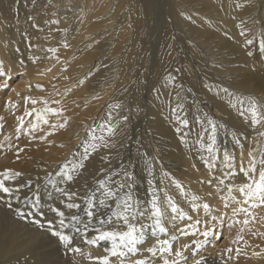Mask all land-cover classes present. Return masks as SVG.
Returning a JSON list of instances; mask_svg holds the SVG:
<instances>
[{
  "label": "bare ground",
  "instance_id": "6f19581e",
  "mask_svg": "<svg viewBox=\"0 0 264 264\" xmlns=\"http://www.w3.org/2000/svg\"><path fill=\"white\" fill-rule=\"evenodd\" d=\"M156 1L81 0L80 3V0H0V64L6 74L0 76V172L10 169L21 173L10 182L16 189L27 180L43 179L44 175H51L60 181L59 173L67 167L72 168L71 161L87 147L83 153L85 164L78 172L79 176L63 182V192L69 189L70 193L75 194L86 190V181H90V177L103 175L109 167L113 169L111 174L116 172L120 185H123L112 196L116 200L113 213L93 234L95 244L74 255L76 260L63 261L43 251L45 244L42 242L44 236L40 224L34 226L29 221L24 224V219L18 221L20 224L8 220L15 227L14 231H10L5 206L11 198L2 200L7 195L0 192V264H98L97 258L103 257H108L110 264H134L138 260L146 264H164L165 260L169 264H264V222L251 226L249 242L246 243L235 233L234 236L230 235L231 239L225 237V247L216 249L224 234V230L221 232V214L225 213L222 206L219 215L204 228V233L208 232L209 235L200 234L205 221H197L201 213L199 204L206 201L210 212H217L221 207L222 193H225V197L230 195V202L226 200L230 204L241 194L239 187L250 183V180L241 171L243 160L240 159L239 167H230L221 157L217 158V162L211 158L212 151L209 149L213 146L206 148L202 145L206 149L189 152L190 143L186 144V134L180 132L184 121L174 108L177 97L169 94L175 75L179 74L180 63L174 50L173 34H170L171 26L154 14ZM193 1H180L186 13L176 18L179 26L196 23L200 9L190 7ZM201 3L198 6H202V10L210 9L212 13L207 12L210 16L203 18L201 24L208 30L199 32L202 33L200 35L204 38L225 31L223 37H218L219 43L242 54L241 71H237L231 79L235 78L233 83L236 87H246L244 80H241L242 71L252 66L255 50L245 42L244 33L258 29L259 20H264V10L258 6V0H202ZM215 14L219 17L216 20L212 17ZM249 15H255L259 20L238 23ZM218 22L221 27L215 25ZM139 67L145 71L140 70L144 80L139 81L137 88L132 90L129 82L137 77ZM201 70L210 78L206 82V91L209 92L215 80L205 67L202 66ZM5 84L7 87H3ZM119 89L122 91L120 100H124L126 95H133L134 102L140 106L139 113L131 122L123 115L131 104L114 106ZM145 91L147 101L141 105L137 94L141 95ZM204 96L217 99L220 113L232 115L235 123H253L248 107L231 105L226 94ZM26 97H31L37 103L33 105L25 100ZM8 101H12V105H8ZM49 108L58 113H63V109L74 112L78 108L82 111L57 131L52 141L53 152L42 154L39 151L29 161H23V153L31 145H42L49 140V137L36 136L33 132L34 126L43 124L42 120L37 119V113L51 120L61 115H53L47 111ZM257 110L260 113L261 109L257 107ZM28 112L32 115H27ZM57 121H62V118ZM221 122L217 117L210 125L220 126ZM135 123H144L146 127L145 131L142 130L143 140L134 149L132 162H128L129 167L134 169L130 165L135 164V159H140L137 160L139 169H135L138 176L133 178L130 174H124L125 178L122 173L115 171V153L117 147L124 143L120 141L123 134L120 128H129ZM109 127L114 129L111 135L107 131ZM151 134L156 137L152 138ZM175 134L181 135V138H176ZM190 135L196 138V133L191 132ZM80 138L81 145L75 146L62 160L60 156L66 154L72 143ZM200 143L198 141L197 144ZM170 145L172 150L173 145L178 150L176 166L169 162L174 153L172 150L169 152ZM139 146L143 150L141 155L137 153ZM157 146L161 155L149 163L151 151ZM37 157H41L42 162ZM216 167L218 170L215 174ZM255 168V173L250 168L246 169L252 178L258 180L264 165H258L255 161ZM149 188L155 190L153 198L144 195ZM129 197L132 209L128 223L141 236L135 246L138 251L128 252L124 249L127 253L124 257L112 256L111 242L99 240L98 237L101 232L127 231V225L117 218V214L121 212L124 200ZM257 201L255 199L250 203ZM194 204L195 209L191 207ZM156 208L160 211L159 217L155 214ZM157 219L160 221L159 226L156 224ZM161 226L166 232L159 230ZM212 235L210 242L208 238ZM164 240L169 241L170 251H160L165 246L159 242ZM96 243L103 244L97 247ZM76 244L78 248L84 247L80 239ZM152 247L157 249L156 256L148 251Z\"/></svg>",
  "mask_w": 264,
  "mask_h": 264
},
{
  "label": "rangeland",
  "instance_id": "374dc122",
  "mask_svg": "<svg viewBox=\"0 0 264 264\" xmlns=\"http://www.w3.org/2000/svg\"><path fill=\"white\" fill-rule=\"evenodd\" d=\"M180 1L181 0H157L154 5V14H156L161 19H165L166 23L171 26L170 34H173L172 39H174V50L180 66L178 68L179 74L175 75V79L172 82L169 94L171 97H177L175 100L176 104H174V108L175 111L179 113L180 118L184 121L180 132L181 134H186V144L190 143L189 152L195 153L198 150L201 151L206 149L208 146H213L211 158H214L216 162L219 161L217 158L221 157V159H224V161L230 164V167H239L241 165V160H243L241 171H243L242 169L250 168L253 161H256L259 165L260 161L264 159V135H261L262 133H264V119H261L260 123L258 124L246 123L248 124L246 125L242 122L235 123L232 119V115L229 116L228 114L224 115L220 113L219 107L217 106L216 102L218 101L217 99L214 100L209 98L208 96L206 98V96L204 95L222 93L226 94L227 100L232 103L231 105H235V107L249 108L251 104L256 103L255 105L259 109H264V51L260 50L261 42H264V20L257 19L255 15H249L241 18L238 21V23H240L242 21L253 22L255 19L259 20V26L257 30H251L250 33H244L245 42L248 43V41H252L251 46L252 49L255 50V52L252 66L249 69L242 71L241 80H244L243 83L246 87L239 88L236 87L233 83V80L235 78L231 79V77H235L237 71H241L239 68L242 63V54L234 52L235 50H232V48H229V46L225 48L222 44L219 43L218 37H223L225 31H221L219 35H210L204 38L200 35L203 33L202 31L206 32L208 30V27L201 24V22L204 21L203 18L209 17V13H212L210 9L202 10L200 8L202 6H198L203 4L201 3L202 0H194L190 5V7H192L193 9H200L198 18L195 21L196 23L191 22L186 27H182L176 24V18L180 15H184L183 13H186L185 8H181L182 6L180 4ZM193 6H195V8ZM258 6H261L264 10V0H258ZM212 17L214 18V20H216L215 18H219L216 14ZM112 23L113 22H111V24ZM115 24L117 25V22ZM145 24L147 25L146 21ZM215 25L221 27L219 22ZM202 66L207 69V71L212 75L211 77H213L215 80V82L212 84V90H209V92L206 91V82L210 80V78L202 72ZM137 69V77L135 79L132 78V80L129 82L132 90H135L137 88L139 81L144 80V78H142L143 76H140V70L142 72L145 71L142 70L141 67ZM146 85L147 82L145 83V87ZM225 89L227 91H225ZM116 93L117 95L114 106H119L121 104H131V106H129L127 110L123 112L126 120L128 122H131L134 116L139 113L140 106L136 102H134L135 98L133 95H126L124 100H120V94L122 93L121 89L117 90ZM203 93L205 94L203 95ZM137 98L141 100V105H145L144 103L147 101L146 91L141 95L137 94ZM260 99L262 100V102ZM241 101H243V104H241ZM146 105L148 104L146 103ZM143 108L146 109V106H143ZM261 110L260 114L262 117H264V112H261ZM81 111L82 110L78 108L75 109L74 112H69L63 109V113L58 117V119L62 118V121L58 122V119H47L49 121L48 124L43 123L42 125L33 129V132L36 136H46L49 137V140H47L45 144L42 145H31L27 150L24 151L22 160L29 161L31 158L35 157V154L39 151H41L42 154H49L53 152L54 146L52 145V141L57 131L62 128L61 125H66L68 121L76 118L77 114H79ZM214 113L216 114V116L214 115ZM217 117L221 119L222 122L220 126L214 125L215 132L213 133V126L210 125V122L216 121ZM139 124L141 126H139ZM53 125L55 127H53ZM122 125L124 126V124H121V126ZM124 128H120L121 133H123L120 136V138H122L120 141L124 143L118 146L116 149L115 161L117 162L115 171H119L123 175L130 174V177L135 178L136 176H138V171L135 169H139V163L137 162V160L140 159H135V164L130 165L134 169H131L129 167L128 162H132L134 149L139 144L140 140H143L142 130L145 131L146 127L144 123H135V125H132L129 128ZM191 132L196 133V138L200 139L198 141L202 143L197 144L198 141L195 140L196 138L194 139V137H191ZM175 136L176 138H181V135L179 134H175ZM151 137H156V135L151 134ZM80 141L81 138L72 143V147L67 150V153L60 156L61 159L64 160L75 146L81 145L79 143ZM88 141L89 135L87 137V143ZM202 145H205L206 148H202ZM159 146L152 149L149 163L160 157L161 154L158 150ZM169 147V152H171L172 146L170 145ZM86 150L87 147L71 161V165H73L72 168L67 167L65 170L59 173L60 181L53 179L51 175H44L43 179L38 178L36 181L35 179H33L21 183V187H17L18 190L15 188V186H11L10 182L6 181V186L12 188L13 192L11 196L8 197L7 195L5 196V199L4 197L2 198V200L11 198L8 203L6 202L7 204L5 206L7 208V210L5 209V214L7 216V223L10 227V231H14L15 227L11 226L9 222H18L20 219H24V224L25 221H29V223L31 222L30 224L34 226H38L40 224V230H42L44 236L42 238L44 241L42 242H44L45 244V248L43 251H45V253L50 255L52 258H57L60 261H63L65 259L76 260V256L74 255H77L79 252L83 251L84 248L93 246L95 244V242L93 241L95 240L92 239V237L93 234H95V230L106 223L107 219L110 217V214L113 213L115 209V198H113L112 196H107L106 193L109 189H111L113 192L117 191V189L120 187V183L118 181L116 172L115 174H111V170L113 169L110 167L107 168L106 172L103 175L90 177V181H86L88 186L85 188L87 189L80 192H74L75 194L73 195L72 201H67L66 198L62 195V193L70 192L69 189L63 192V188L65 187L63 182L70 181V179H74V177L77 178L79 176L78 172L85 164V161L83 160V153ZM141 152L143 153V150L139 146L137 148L138 155H141ZM172 152L174 153L173 156L170 157L169 162H171V164L173 165L175 164L176 166L178 165V150L175 145H173ZM124 154L126 155L124 156L125 158H123ZM126 157L128 158V161ZM37 159L41 160V157H37ZM60 162L61 161H59L58 163ZM140 168L142 170L144 169L142 166H140ZM217 170L218 167L215 168L214 172H217ZM243 176H246L247 178L251 177V175H245V173L243 174ZM125 178L127 177L125 176ZM58 186H61L62 188H58ZM16 190H20L21 193L25 194V196L20 192H17ZM15 191L18 193V195L21 194V198ZM154 192L155 190L153 188H149L144 193V195L148 198L149 195H151V198H153ZM222 194L223 197L220 201L222 202L221 207L217 212H210L211 208L209 206V203H207L206 201H202L199 204V210L201 213L199 212L200 215L197 216V221H205L204 225L201 228V234L204 233L205 226L209 225V222H211L212 219L216 218L219 215L220 211L222 210V206L225 208V213L223 212V214H221L223 215V221L221 223L223 228L221 232H223L224 230V234L219 239L220 241L218 242L220 245H218L216 249L221 246L225 247V237L231 239L230 235L234 236L235 233L241 236V238L244 239L246 243L249 242L251 240V226L254 223L264 222V203H261L258 200L257 202L253 203L254 205H256V207L253 206V204L250 202L248 204H244L243 201L245 197L240 194L238 199L235 198V200L229 204L226 200L228 199L229 201L230 195L228 197H225V193ZM181 195L182 194L180 193V196ZM12 196H15L13 202ZM18 197L20 199H18ZM9 202L11 203V207L8 206ZM69 202L77 203L80 205V207L78 209H68L66 207V204ZM204 205H208V208L205 209ZM191 207L195 209V204L194 207ZM19 208H21L20 211ZM242 208L246 209L247 211H240V209ZM54 209H58L59 211L64 212V219L66 220L68 227L62 229L59 226V220L61 219V217L58 216L57 212L54 211ZM89 212H92L93 215L89 216ZM20 213H23V216H19ZM24 216L26 217L24 218ZM38 216L40 218H38ZM73 216L76 217L75 221L71 220V217ZM101 220H103L104 223H101ZM244 221H247V223H244ZM49 222H51L52 224L51 229L49 227ZM18 226L21 227L20 225ZM46 227H48L49 229ZM53 230L62 231L65 234L69 235L71 243L65 245L59 240L58 236L52 234ZM212 238L213 235L209 237L208 240L211 242ZM78 239L81 240V243H83L82 245L84 247L79 248L81 251L76 252L73 251V249L78 248V244H76ZM105 242L108 241L106 240ZM246 243L244 246L247 245ZM96 244L98 245L97 247H99L103 243ZM75 262L76 261L72 263Z\"/></svg>",
  "mask_w": 264,
  "mask_h": 264
},
{
  "label": "snow or ice",
  "instance_id": "6c2138e0",
  "mask_svg": "<svg viewBox=\"0 0 264 264\" xmlns=\"http://www.w3.org/2000/svg\"><path fill=\"white\" fill-rule=\"evenodd\" d=\"M249 44L252 43V41H248ZM260 50L264 51V42H261L260 45ZM251 55V53H249ZM5 72L3 71V65L0 64V76H5ZM10 79V77H8ZM3 87H7V84L3 85ZM225 91H227L225 89ZM26 101H30L33 105L37 103L36 100L31 99V97H26L25 98ZM8 105H12V101H8L7 102ZM45 103H47L45 101ZM241 104H243V101H241ZM118 107V106H117ZM48 112L52 113L53 115H57V114H62V113H58L57 110L55 109H47ZM248 111L250 112L251 116H252V122L254 124H258L260 123L261 119H264V117L261 116V114L258 112L257 110V106L253 103L251 104V106L248 108ZM27 115L31 116L32 113L28 112ZM21 124L23 123V118L21 117ZM37 119L38 120H42L44 124H48L49 121L40 113H37ZM64 125H61V127H63ZM38 127V125L34 126ZM53 127H55L53 125ZM109 135L114 133V129L109 127L107 129ZM213 133L215 132V126L213 125L212 128ZM51 134V133H50ZM261 135H264V133H262ZM209 151H212V149L210 148ZM260 163L262 165H264V159H262L260 161ZM67 167V166H65ZM245 172V175H248V169H242ZM250 171L252 173L256 172V168H255V161L252 162L251 166H250ZM21 173L19 172H15L12 170H6L4 172H0V192L11 196L13 189L6 186V181L7 182H11L14 181V179L18 176H20ZM250 183H245L243 184L241 187H239L238 191L245 197L243 203L244 204H248L250 201L258 199L261 203H264V169H262L259 172V179H254L252 177H249ZM221 183H223V181H221ZM120 187H123V185H120ZM62 195L66 198L67 201H72L73 199V193L70 192H65L62 193ZM107 196H114L115 193L109 189L106 193ZM19 202V201H18ZM9 207H11V203L9 202L8 204ZM256 206V205H253ZM66 207L68 209H78L80 207L79 204L74 203V202H69L66 204ZM155 207V205H154ZM205 209L208 208V205H204ZM132 209V203H131V198L129 197L128 199L124 200L123 202V206L121 209V212L117 214V218L121 219L125 222V224L127 225V231H107V232H101V234L99 235L98 239L99 240H107L111 242V249H110V253L112 256H120V257H124L127 253L124 251V249H127L128 252H136L138 251V249L135 247L136 244L139 242L141 236L137 234V230L136 228L129 224V219L131 216V210ZM54 211L57 212L58 216L61 217V219L59 220V224L60 227L66 228L68 227V224L66 223V220L64 219V212L63 211H59L58 209H54ZM240 211H247L246 209H240ZM155 214L157 217L160 216V211L158 208L155 209ZM21 216H23V213H20ZM89 216H92L93 213L89 212L88 213ZM72 221L76 220V217L73 216L71 217ZM101 223H104L103 220L100 221ZM199 223V222H198ZM244 223H247V221H244ZM156 224L157 226L160 225V221L157 219L156 220ZM49 227L51 229L52 224L51 222H49ZM159 230L161 232H166V229L163 228L162 226L159 227ZM142 229H141V235H142ZM53 235H56L59 237V240L61 242H63L65 245H68L71 243V239L69 237V235L65 234L62 231H56L53 230ZM205 236H208L209 233L205 232L204 233ZM94 242V241H93ZM161 244H163L165 247L160 248L161 252L164 251H170V247H169V241L168 240H164L159 242ZM73 251L79 252L80 249L79 248H75L73 249ZM106 251H109V249H106ZM148 251L153 255L156 256L157 254V249L155 247L149 248ZM229 251H231V249H229ZM98 260V264H110V260L108 259V257H103V258H97ZM134 264H146L145 261H135ZM164 264H169V262L167 260L164 261ZM173 264H176V262H173ZM198 264V262H197Z\"/></svg>",
  "mask_w": 264,
  "mask_h": 264
}]
</instances>
